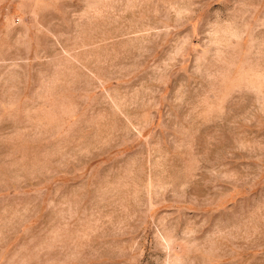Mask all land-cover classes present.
I'll return each instance as SVG.
<instances>
[{"label":"rangeland","instance_id":"374dc122","mask_svg":"<svg viewBox=\"0 0 264 264\" xmlns=\"http://www.w3.org/2000/svg\"><path fill=\"white\" fill-rule=\"evenodd\" d=\"M0 264H264V0H0Z\"/></svg>","mask_w":264,"mask_h":264}]
</instances>
